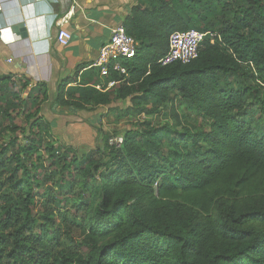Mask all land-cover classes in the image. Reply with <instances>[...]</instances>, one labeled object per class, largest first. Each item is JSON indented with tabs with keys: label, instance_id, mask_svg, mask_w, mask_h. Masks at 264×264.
<instances>
[{
	"label": "trees",
	"instance_id": "trees-1",
	"mask_svg": "<svg viewBox=\"0 0 264 264\" xmlns=\"http://www.w3.org/2000/svg\"><path fill=\"white\" fill-rule=\"evenodd\" d=\"M122 25L139 47L128 74L113 76L120 84L99 92L89 70L80 85L59 86L55 105L79 112L128 99L125 114L140 116L177 99L208 130L170 139L137 125L121 146L104 142L108 162L101 166L97 152L77 159L70 147L56 155L61 145L44 143L51 139L40 116L45 86L25 100L1 93L0 120L12 123L21 112L28 132L23 144L14 138L0 151V264H50L37 194L60 209L66 198L50 199L54 185L70 193L76 184L79 208L92 212L84 253L51 264H264V129L241 119L264 88V0H138ZM189 30L206 34L197 58L162 67L170 35ZM41 151L49 163L27 169L23 161L40 162Z\"/></svg>",
	"mask_w": 264,
	"mask_h": 264
},
{
	"label": "crops",
	"instance_id": "crops-1",
	"mask_svg": "<svg viewBox=\"0 0 264 264\" xmlns=\"http://www.w3.org/2000/svg\"><path fill=\"white\" fill-rule=\"evenodd\" d=\"M137 1L0 0V96L5 88L14 86L20 87L19 92L13 91L16 96L21 92L25 100L38 85H43L47 101L41 105L40 116L49 124L51 136H63L62 126L66 133L76 127L83 133L89 131L86 126V130L74 126L80 112L55 105L59 86L68 80L71 83L65 90L80 85L89 70L94 71L97 80L96 70L89 67ZM66 15L64 28L70 38L61 46L56 42V21ZM90 85L88 82L86 86ZM47 106L51 107L48 115L43 113Z\"/></svg>",
	"mask_w": 264,
	"mask_h": 264
},
{
	"label": "rangeland",
	"instance_id": "rangeland-1",
	"mask_svg": "<svg viewBox=\"0 0 264 264\" xmlns=\"http://www.w3.org/2000/svg\"><path fill=\"white\" fill-rule=\"evenodd\" d=\"M19 88L8 87L5 88L3 93L8 95L13 91L19 92ZM19 94L21 95L22 93L20 92ZM256 97L259 102L248 108L245 112L246 115L241 117V119L247 121L252 127H262L264 129V88L259 94H256ZM251 103L253 105L254 102L252 101ZM17 105L18 102L13 103V106L16 107ZM4 107V104L0 101V114L5 110ZM130 107H132L131 103L126 99L108 107H89L85 111H79L80 114L75 119L74 126H80V129L85 128V130L87 127L89 131L83 133V131H78L76 127L73 131L66 133V128L62 126L61 133L65 138L60 135L57 137L52 135L53 137L45 139L44 143L51 144L54 148L61 145V149L56 151V155L63 153L66 148L70 147L73 149L77 159L87 155L89 152H97L94 155V160L103 166L108 162V152L104 149V142L108 140L110 146L120 142L119 146H121L123 136L128 132L135 131L137 125L149 124L150 127L161 130L162 135H167L170 139H173L178 133L208 130L207 121L202 120L192 107L177 99L171 104L160 105L151 115L134 116L132 113L125 114V110ZM50 108L48 106L43 108V113L48 115ZM110 108H116L117 110L109 112ZM30 109L31 107H29ZM16 125L22 128L23 132H12L13 127ZM27 132V122L21 112H19V115L17 114L12 123L0 120V151L14 138H16L17 144H23V139L27 137ZM163 143L165 155H170L173 152L171 149L173 146L172 142L165 138ZM39 153L43 156L40 162H37L34 156L23 161L27 169L36 166L38 163H46V165L49 163V155L46 154L47 156H44L43 151ZM76 182L80 185L82 177H77ZM77 187L78 185L76 184L73 187V191L68 193L65 189L59 190L54 185L50 199L53 200L59 196L66 198L63 207L60 209L47 204L46 198L42 193L37 194L36 200L39 202V206L35 211L38 222L37 229L40 226L49 234L45 243L47 250H49L50 257L48 262L50 264L64 256L83 255L84 253L83 235L86 232L84 227H88L92 212H90L89 216H86L83 210L79 208L78 197L75 195H81V190ZM43 190H47V185H44ZM67 193L68 195H66ZM44 219H47V221Z\"/></svg>",
	"mask_w": 264,
	"mask_h": 264
},
{
	"label": "built area",
	"instance_id": "built-area-1",
	"mask_svg": "<svg viewBox=\"0 0 264 264\" xmlns=\"http://www.w3.org/2000/svg\"><path fill=\"white\" fill-rule=\"evenodd\" d=\"M67 19L68 15L56 21V42L61 46H65L70 38L64 28ZM205 36L206 34L195 30L171 34L168 39V52L159 64L164 67L173 63H190L197 58ZM138 47L139 44L125 33L122 23L118 24L108 40L99 48L97 58L89 67L97 72V91L105 93L120 84L121 80L117 81L113 76L121 78L128 74L129 64L134 59ZM119 144L115 143L116 147Z\"/></svg>",
	"mask_w": 264,
	"mask_h": 264
}]
</instances>
